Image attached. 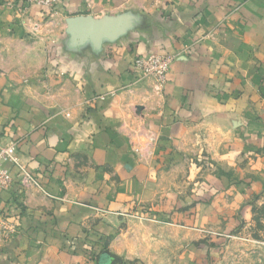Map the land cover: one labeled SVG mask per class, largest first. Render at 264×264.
<instances>
[{"label":"crops","instance_id":"1","mask_svg":"<svg viewBox=\"0 0 264 264\" xmlns=\"http://www.w3.org/2000/svg\"><path fill=\"white\" fill-rule=\"evenodd\" d=\"M59 2L48 21L0 0V148L15 146L38 183L22 189L5 164L16 182L0 188V264H93L87 237L129 249L136 205L157 199L154 172L170 159L204 151L264 189V0ZM88 13L114 26L96 40L71 33L67 17ZM148 53L176 55L162 87L132 70ZM151 139L146 165L134 149Z\"/></svg>","mask_w":264,"mask_h":264},{"label":"rangeland","instance_id":"2","mask_svg":"<svg viewBox=\"0 0 264 264\" xmlns=\"http://www.w3.org/2000/svg\"><path fill=\"white\" fill-rule=\"evenodd\" d=\"M59 5L56 0L51 9L42 8L48 21L59 13ZM80 16L93 17L90 13L70 15L67 20ZM40 27L33 24V31ZM154 160L155 154L142 162L149 165ZM229 160L233 163L234 159ZM248 173L237 170L235 164L225 171L204 151L192 156L191 161L189 156L179 164L173 159L166 161L154 172L157 199L136 205L143 215L142 234L125 236L129 249L108 242L96 248L92 242L98 238L87 237L81 248L85 261L95 264L109 252L108 264H156L158 259L160 264H264V189H255ZM154 224L164 230L152 229ZM169 226L179 229V234Z\"/></svg>","mask_w":264,"mask_h":264},{"label":"built area","instance_id":"3","mask_svg":"<svg viewBox=\"0 0 264 264\" xmlns=\"http://www.w3.org/2000/svg\"><path fill=\"white\" fill-rule=\"evenodd\" d=\"M28 4H35L44 8L45 10L51 9L56 5V0H22ZM176 59V55H162L156 53H148L137 56L132 63V70L135 76L141 80L146 78H152L158 87H162L168 79L173 62ZM155 140L151 139L149 143L145 145V153H141L140 149H134V153L140 157V159H149L154 152ZM16 147L7 146L0 148V188L10 189L16 179L10 174L8 167L5 164H12L19 169L17 181L22 189H31L38 186L37 180L22 167L16 158Z\"/></svg>","mask_w":264,"mask_h":264},{"label":"water","instance_id":"4","mask_svg":"<svg viewBox=\"0 0 264 264\" xmlns=\"http://www.w3.org/2000/svg\"><path fill=\"white\" fill-rule=\"evenodd\" d=\"M114 23V20L107 17L103 20H95L90 16H80L67 20L68 30L71 33L78 37H90L95 40L106 34ZM106 255H109V252H106Z\"/></svg>","mask_w":264,"mask_h":264}]
</instances>
